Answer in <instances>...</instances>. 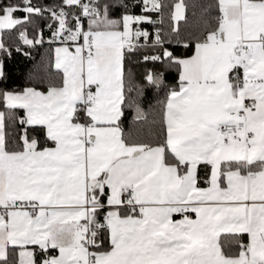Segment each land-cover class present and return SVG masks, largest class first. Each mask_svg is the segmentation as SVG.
Masks as SVG:
<instances>
[{"label":"snow or ice","instance_id":"6c2138e0","mask_svg":"<svg viewBox=\"0 0 264 264\" xmlns=\"http://www.w3.org/2000/svg\"><path fill=\"white\" fill-rule=\"evenodd\" d=\"M0 264H264V0H0Z\"/></svg>","mask_w":264,"mask_h":264},{"label":"trees","instance_id":"16d2710c","mask_svg":"<svg viewBox=\"0 0 264 264\" xmlns=\"http://www.w3.org/2000/svg\"><path fill=\"white\" fill-rule=\"evenodd\" d=\"M49 55L47 46L40 48L38 51L33 52V56L35 57L34 60H26L22 56H17V59L19 60V66L22 70H26L28 68H31L34 64L39 63L42 57H46ZM150 98V97H149Z\"/></svg>","mask_w":264,"mask_h":264}]
</instances>
